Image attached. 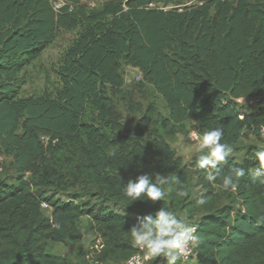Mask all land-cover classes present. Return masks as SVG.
Wrapping results in <instances>:
<instances>
[{
  "label": "trees",
  "instance_id": "16d2710c",
  "mask_svg": "<svg viewBox=\"0 0 264 264\" xmlns=\"http://www.w3.org/2000/svg\"><path fill=\"white\" fill-rule=\"evenodd\" d=\"M60 1L55 8L52 0H0V150L14 173L12 182L0 178V264H126L138 251L130 227L162 207L183 213L201 237L196 255L182 264H264V167L257 150L250 147L241 162L226 157L212 182L209 170L198 168L200 190L193 193L162 140L146 139L141 122L122 132L112 100L126 64L163 98L161 127H220L221 142L231 147L244 129L257 133L264 127V0ZM78 26L57 72L60 87L21 96V71L59 29ZM241 98L255 99V112L239 110ZM87 107L95 114L88 121ZM122 139L130 148L116 152ZM62 154L89 185L84 195L59 189ZM153 160L158 173L172 178L161 186L165 197L129 201L124 184ZM239 169L244 175L234 176L235 190H225L223 176ZM47 188L55 190L47 195ZM217 188L231 200L218 205ZM81 217L89 218L98 243L78 262L51 252L52 244L78 239Z\"/></svg>",
  "mask_w": 264,
  "mask_h": 264
},
{
  "label": "rangeland",
  "instance_id": "374dc122",
  "mask_svg": "<svg viewBox=\"0 0 264 264\" xmlns=\"http://www.w3.org/2000/svg\"><path fill=\"white\" fill-rule=\"evenodd\" d=\"M104 0L93 2L90 0H81L82 3L88 6L100 4ZM54 7L57 8L61 5L60 0H52ZM80 31V27L65 30L59 29L53 41L44 49V51L29 65H27L20 73L22 85L20 87L21 96H35L40 95L44 91L53 94L59 87L60 81L58 77V69L62 62V56L65 50L71 45L72 41L76 38ZM123 77V86L120 94L113 97V105L116 110L120 124L123 130H130L135 124L142 123L145 129V137L153 139L157 138L158 141H163L172 155L170 160L171 164L175 161L179 162V166L183 167L190 178L192 192L200 190L198 187V167L196 166V158L199 153L195 152L196 142L192 139V133L195 132L190 125V122H185L184 127H170L163 128L157 121V116H166L167 109L165 102L161 95L156 93L152 85L142 79H136L137 72L129 65L123 64L121 68ZM239 110L245 113L255 112L256 100L249 98H241L236 101ZM95 114L87 107L84 111L83 119L88 121L93 118ZM115 137V135H113ZM250 147L258 150L264 147V132L258 131L254 133L251 129L246 128L242 131L239 142L233 146V151L230 156L237 162H241L248 157V149ZM130 146L125 139H122L114 149L116 152H125L129 150ZM256 153V151H255ZM254 153V154H255ZM59 154H55L58 158ZM60 162L63 163L62 169L64 171V180L59 189H63L66 194L77 193L84 195V192L89 185L78 174V169L74 161H69L64 154L59 156ZM11 158L3 154L0 150V178L12 182L14 173L10 167ZM177 164V163H176ZM157 160H153L150 167L144 170V173L155 174L158 173ZM161 174V173H159ZM54 188L45 189V193L52 194ZM217 204H224L231 199L227 198V191L217 188ZM62 194L57 193V196ZM45 216L50 215L49 209H44ZM180 218L184 219L183 213L178 214ZM79 232V237L76 241H69L62 244H52L50 251L62 255L66 258L78 262L81 253H87L96 239V234L89 226V218L81 217L76 222ZM146 264H165L162 258H157L155 263L148 261Z\"/></svg>",
  "mask_w": 264,
  "mask_h": 264
},
{
  "label": "clouds",
  "instance_id": "9594fccd",
  "mask_svg": "<svg viewBox=\"0 0 264 264\" xmlns=\"http://www.w3.org/2000/svg\"><path fill=\"white\" fill-rule=\"evenodd\" d=\"M223 135V129L220 127L192 133V139L196 142L195 152L199 153L196 166L209 170L206 179L210 182L217 179L218 165L233 151L229 144L221 142ZM255 156L259 164L264 167V147L259 148ZM243 175L244 170L239 169L233 175L223 176V188L235 190L237 185L234 176L239 178ZM170 182H172L171 177L159 173H143L124 184L123 196L131 202L142 200V197L156 202L166 195L161 186ZM179 195L183 196L184 193L180 192ZM198 203L204 204L205 201L201 199ZM53 227L59 229L61 225L53 222ZM130 241L134 247L144 253L146 261H153L159 257L165 261V264H178L202 242L195 226L163 207L144 216L130 227Z\"/></svg>",
  "mask_w": 264,
  "mask_h": 264
},
{
  "label": "built area",
  "instance_id": "2783aa9c",
  "mask_svg": "<svg viewBox=\"0 0 264 264\" xmlns=\"http://www.w3.org/2000/svg\"><path fill=\"white\" fill-rule=\"evenodd\" d=\"M135 71L137 72V74L135 75L136 79H141V75L139 73V71L137 69H135ZM261 132H264V127H262L260 129ZM42 140H46V137H41ZM41 207L43 209H49V206L47 203L42 202L41 203ZM196 255V250L194 249L191 254L187 255L185 258H183L182 261H180L182 263L186 262L187 260L192 259L194 256ZM146 260L144 259V253L138 249L137 252H135L134 254H132L131 256L128 257V259L126 260V264H146ZM179 264V263H178Z\"/></svg>",
  "mask_w": 264,
  "mask_h": 264
}]
</instances>
